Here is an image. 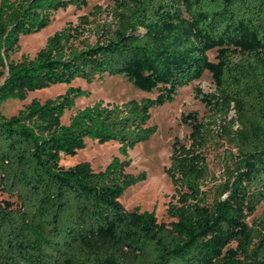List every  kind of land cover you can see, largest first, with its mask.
<instances>
[{"label": "trees", "instance_id": "obj_1", "mask_svg": "<svg viewBox=\"0 0 264 264\" xmlns=\"http://www.w3.org/2000/svg\"><path fill=\"white\" fill-rule=\"evenodd\" d=\"M108 2L12 62L22 38L87 0H0V105L107 77L155 94L86 106L67 125L65 112L89 97L80 88L0 114V264H264V0ZM205 73L214 90L193 89L205 113L181 114L189 134L164 169L172 221L125 210L119 199L145 175L123 170L157 131L151 112ZM87 141L115 143L119 157L100 171L60 166Z\"/></svg>", "mask_w": 264, "mask_h": 264}, {"label": "rangeland", "instance_id": "obj_2", "mask_svg": "<svg viewBox=\"0 0 264 264\" xmlns=\"http://www.w3.org/2000/svg\"><path fill=\"white\" fill-rule=\"evenodd\" d=\"M108 0H87L86 8L76 10L69 8L59 11L51 25L42 32L24 37L19 43V49L10 56V61L18 62L23 56L32 59L43 48L48 37L55 32L70 25L77 24L80 16L86 15L93 6L106 7ZM209 59L215 61L216 53H208ZM3 79H0V85ZM80 88L88 92L89 97H81L74 101V109L66 111L60 122L67 125L69 118L75 110L82 109L101 102L106 104H121L129 100H140L145 97L153 98L155 94H147L136 88L120 77H107L103 81L88 84L81 80L72 82L69 86L57 85L44 90L29 92L25 99L20 101H7L0 105V114L4 118L17 115L32 103L33 100L43 104L54 100L64 94L68 88ZM199 87L202 92L210 93L214 85L210 75L205 73L198 81L192 82L178 90L175 101L165 104L151 112L149 126H156L157 131L149 141L136 146L128 152L127 166L123 173L132 177L145 175V180L128 188L119 202L127 211L152 212L158 222L170 223L172 220L166 215L169 203L172 201L174 188L164 173L169 165L171 145L175 139L183 142L189 134V129L180 125L181 114L196 112L199 116L205 113L204 106L193 98V89ZM118 145L115 143L97 144L87 141L84 149L77 150L74 155L61 156L60 166L68 168L79 164L86 165L93 171L103 170L114 157H119ZM121 160H124L120 157ZM6 196L0 195V200ZM260 208L255 216L262 212Z\"/></svg>", "mask_w": 264, "mask_h": 264}]
</instances>
